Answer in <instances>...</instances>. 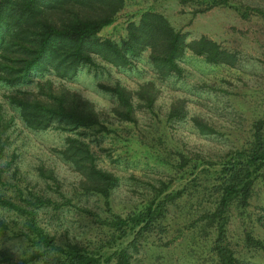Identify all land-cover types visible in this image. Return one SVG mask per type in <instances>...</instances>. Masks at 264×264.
<instances>
[{"label":"rangeland","instance_id":"obj_1","mask_svg":"<svg viewBox=\"0 0 264 264\" xmlns=\"http://www.w3.org/2000/svg\"><path fill=\"white\" fill-rule=\"evenodd\" d=\"M230 2L240 9L224 4L209 7L210 0H125L99 35L120 42L129 21H138L145 10H156L187 40L206 36L236 53L233 65L208 62L186 49L178 59L180 72L159 77L146 49L125 67L95 59V65L82 66L72 78L60 79L45 71L36 73L33 82L18 85L33 90L36 80L50 79L55 86H66L94 102L98 125L74 131L31 129L19 108L5 98L16 86L0 82V193L19 203L23 197H49L56 203L34 208L38 224L58 243L101 246L102 264H115L120 241L109 243L111 219L143 208L156 195L161 198L183 189L166 202L163 230L146 233L137 244H130L129 235L122 245L132 264H219L213 248L216 229L205 217L212 206L216 171L235 149L251 141L254 121L264 116V18L253 9H264V0ZM116 81L134 92V121L117 117L113 112L116 95L99 86ZM147 81L158 89L152 106L135 92ZM176 99L184 101V118L170 116ZM193 116L206 124L205 132L197 128ZM69 136L85 140L98 165L119 177V185L108 198L81 188L79 173L60 153ZM0 216L18 218L2 206ZM18 219L21 224L23 219ZM225 227L223 243H229L241 262L264 264L263 253L244 242L246 231L264 240V166L249 205L233 204ZM0 247L11 250L16 260H27L26 264L52 261L51 255L34 257L31 242L11 229L0 233Z\"/></svg>","mask_w":264,"mask_h":264},{"label":"trees","instance_id":"obj_2","mask_svg":"<svg viewBox=\"0 0 264 264\" xmlns=\"http://www.w3.org/2000/svg\"><path fill=\"white\" fill-rule=\"evenodd\" d=\"M215 4L240 9L230 0H210L208 6ZM124 5L125 0H0V82L16 86L5 98L19 108L27 127L35 130L56 127L74 131L100 123L93 101L66 86H55L50 79L36 80L33 90L19 88L18 85L33 82L34 75L39 72L51 71L60 79H68L75 76L82 66L95 65V59L125 67L146 49L159 77L180 72L178 59L186 49L212 63L233 65L237 60L236 53L211 38L200 36L187 40L186 34L175 29L164 14L151 9L143 11L138 21L128 22L126 36L120 42L100 37V30L115 19ZM253 9L264 18V9ZM242 15L246 16L245 13ZM99 86L116 95L113 112L117 117L135 120L133 90L119 81L111 85L100 82ZM157 90L152 81H147L139 84L135 92L152 106ZM185 115L184 101L176 99L170 116L184 118ZM192 120L201 132H205L206 124L202 123V119L193 116ZM1 134L0 129V158L3 155ZM251 137L247 145L235 149L230 158L221 163L216 171L219 176L212 186V206L205 217L209 226L216 229L213 248L219 264H244L234 255L229 243H223L225 222L233 204L242 208L249 205L255 180L264 166V116L254 121ZM60 153L79 173V183L85 192L108 198L119 185V177L98 165L85 140L77 136L67 137ZM182 191L167 193L161 198L156 195L143 208L125 216L116 214L111 219L109 225L113 233L109 243L114 245L120 241L115 264H132L127 248L122 245L125 237L132 235L130 244H137L146 233L163 230L167 219L166 202ZM22 201L19 203L0 193V206L23 219L20 224L18 218L10 220L0 216V233L7 229L21 232L35 247L34 257L52 256L48 264H102L104 254L101 246L88 248L80 242L58 243L38 224L34 208L53 202L52 199L33 195L23 197ZM244 242L264 255V240L246 231ZM1 263L26 264L27 260H16L11 250L0 247Z\"/></svg>","mask_w":264,"mask_h":264}]
</instances>
